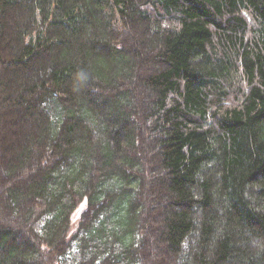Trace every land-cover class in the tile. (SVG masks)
<instances>
[{
    "label": "trees",
    "instance_id": "16d2710c",
    "mask_svg": "<svg viewBox=\"0 0 264 264\" xmlns=\"http://www.w3.org/2000/svg\"><path fill=\"white\" fill-rule=\"evenodd\" d=\"M0 264H264V0H0Z\"/></svg>",
    "mask_w": 264,
    "mask_h": 264
},
{
    "label": "rangeland",
    "instance_id": "374dc122",
    "mask_svg": "<svg viewBox=\"0 0 264 264\" xmlns=\"http://www.w3.org/2000/svg\"><path fill=\"white\" fill-rule=\"evenodd\" d=\"M17 114V113H16ZM84 202L81 204V205H79L76 209H75V211L72 213V222H73V226L75 225V223H76V221H77V219L79 218V214H80V212L82 211V209L84 208Z\"/></svg>",
    "mask_w": 264,
    "mask_h": 264
}]
</instances>
